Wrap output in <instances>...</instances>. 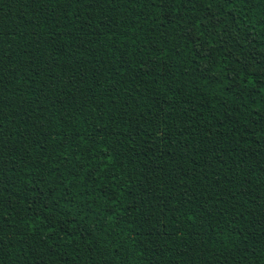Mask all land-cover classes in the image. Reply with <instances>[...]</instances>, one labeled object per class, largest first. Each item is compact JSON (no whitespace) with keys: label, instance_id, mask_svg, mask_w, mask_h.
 <instances>
[{"label":"trees","instance_id":"obj_1","mask_svg":"<svg viewBox=\"0 0 264 264\" xmlns=\"http://www.w3.org/2000/svg\"><path fill=\"white\" fill-rule=\"evenodd\" d=\"M161 24L150 0H0L15 68L0 85V264H264V0L190 2ZM32 189L67 192L62 211L91 235L50 231L66 217ZM82 191L91 211L69 203Z\"/></svg>","mask_w":264,"mask_h":264},{"label":"snow or ice","instance_id":"obj_2","mask_svg":"<svg viewBox=\"0 0 264 264\" xmlns=\"http://www.w3.org/2000/svg\"><path fill=\"white\" fill-rule=\"evenodd\" d=\"M63 2L68 3V4H72V3H80V0H63ZM100 2H101V0H84L85 6L88 8H91L93 6V4H98ZM108 2L111 3L112 0H108ZM190 2L195 3V2H199V0H150L151 5L153 7H155L156 9H158L160 12V18H162V24L160 26H164V24L175 25L177 23V15L181 14V10L183 8H186L188 6V3H190ZM224 2L229 3V4H235V3H237V0H224ZM238 2L244 3L245 0H238ZM173 9H175V12L173 11ZM105 23H107V21H105ZM206 23L211 24V25H213V27H215L219 23V19L215 16L214 13H211V11L209 10V13L206 16ZM181 27H182V25H181ZM64 34L66 35L67 31H65ZM5 35H7V34L4 33L2 30H0V40H2ZM183 35L185 37L189 38L190 40H192L193 42H196V40L198 39V37L193 35V32L190 29H185L183 32ZM195 51L198 53L199 48H196ZM205 54H207V51L205 52ZM7 59L11 60V55H9L7 57ZM13 63H15V62H13ZM120 68L121 69L124 68L123 62H121ZM6 69L8 72L15 71V68L10 67L9 65H7L5 63L4 59L0 58V85H3L5 82V79L7 78L6 77ZM117 74H119V73H117ZM261 76L264 77V72H261ZM241 80H243V77H241ZM260 83L264 84V79H262L260 81ZM234 86L239 87V85H234ZM4 104H5V99L3 96V90H0V113L3 112ZM233 131H235V129H233ZM4 139H5V137H4V124H3L2 120H0V149H2L4 146L3 145ZM183 147L185 148V154H186L188 146L183 145ZM88 151L91 152V148H89ZM101 151L105 155H108V147H104L103 149H101ZM149 151L153 152V154H155L156 146H155L154 142H150L149 147L146 149V153ZM199 151L207 154L208 152L213 151V148H211V147L200 148ZM216 151L219 152L220 149H216ZM169 155H171V153H169ZM90 158H91L90 156L86 157V159H90ZM64 159H67V156H65ZM101 160H103V157H101ZM112 162H113V160L110 159L109 163H112ZM84 167H85L84 163L80 162L79 168L81 170H83ZM103 171H104V169L102 168L101 172L97 173L96 168L92 167L90 169V171L86 173V175L92 176L93 179H95L96 176L103 174ZM183 174H184L183 169L178 171L176 173V176L172 178L171 183L175 184L177 178ZM6 175H7L6 172L0 171V190H6L7 189V185L9 183V181H7L4 178ZM68 175L72 176V177H76L78 175V172L77 171H70L68 173ZM65 179H68V176H64L63 179L60 181H57V183H63V180H65ZM69 183H71V181H69ZM179 187L181 189L184 188V182L183 181L180 182ZM49 191H51V190H49ZM31 194L33 197L31 202L32 203L39 202L41 209H48L49 211H51L53 213H58V214L66 217V219L63 222L56 221L55 223H52L49 220L48 221V227H49L50 231H52V232H63L64 235L69 237V238L76 236L78 233H86L87 235H91L90 228L83 227L80 223H78L75 220L74 216L71 219H67L68 213L62 211V207L59 203V200H63L64 196H68L69 194L67 192H65L64 196H61L59 198V200H49L45 193H43L41 191H37L35 189L31 190ZM79 195H81L82 197H85V199L78 202L75 200V198H72L69 201V203H73V204L85 203L88 205L87 210L91 211V206H90L91 201L87 199V193L82 191L79 193ZM41 196H44L43 200H40ZM77 214H79V213H77ZM33 230H35V229H33ZM49 247H51V245H49Z\"/></svg>","mask_w":264,"mask_h":264}]
</instances>
